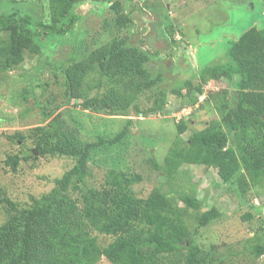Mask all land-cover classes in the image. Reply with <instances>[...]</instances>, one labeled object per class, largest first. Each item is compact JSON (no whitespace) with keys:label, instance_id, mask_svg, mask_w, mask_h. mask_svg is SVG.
Here are the masks:
<instances>
[{"label":"trees","instance_id":"obj_1","mask_svg":"<svg viewBox=\"0 0 264 264\" xmlns=\"http://www.w3.org/2000/svg\"><path fill=\"white\" fill-rule=\"evenodd\" d=\"M86 3L109 6V13H115V17H104L102 24L103 34L113 32V36L97 39L92 44L94 48L84 41L77 46L78 38L74 36L71 51L49 66L55 70L54 82L63 88L66 104L80 100L84 110L104 111L128 120L112 140L98 137L95 142L79 146L72 157L74 166L56 179L50 192L33 198L29 205L21 207L0 187V206L9 212L0 223V264H98L102 258L111 264H226L217 248L205 250L196 243L198 230L220 220L223 214L216 207L203 210L204 202L194 192V185L190 193L182 190L176 195L167 194L156 188L148 197L139 198L134 193V186L142 182L138 174L112 168L100 188L88 187L86 181L92 152L115 147L128 137L133 124L131 113H162L170 92L195 107L208 82L224 80L228 86L214 95L215 102L213 95L207 97L214 102L217 118L193 131L185 143L182 136L190 121L180 118L176 122L178 136L162 164L154 158L149 163L154 170L174 179L185 164L203 165L211 158L222 183L230 184L239 203L247 205V194L260 197L259 190L264 193V26L245 31L229 48L228 63L202 70L198 85L186 80L173 88L163 86V71L151 69L160 53H151L118 35V31L123 33L133 25V11L124 12L120 0H48L50 22H38L40 30H35L30 15L18 18L0 10V74L20 67L26 53L39 54L41 59L47 56L46 41H51L53 47L72 32L80 21L74 9ZM175 28L173 22L165 27L170 42L179 48L173 40L178 33ZM74 56L79 60L74 61ZM94 75L100 82L91 86L88 82ZM35 76H28L30 84L23 96L33 90L38 80ZM101 89L105 92L102 96H90L91 91ZM145 96L149 102L144 111L141 103ZM38 105L42 107L39 102ZM50 115L44 110L46 118ZM65 137L69 141L70 136L59 131L50 135L37 129L32 139L38 153L63 156L62 144L67 139H61ZM24 139L23 134L18 136V141ZM226 152L234 161L227 168L223 159ZM14 161L9 157L6 165L16 172L19 162ZM250 206L259 210V230L264 235V200L259 209L253 203ZM193 217L194 231L188 224ZM244 219H252V215ZM101 236L112 241L103 245ZM254 238L258 240V235ZM247 251L253 259L263 257L264 237Z\"/></svg>","mask_w":264,"mask_h":264},{"label":"rangeland","instance_id":"obj_2","mask_svg":"<svg viewBox=\"0 0 264 264\" xmlns=\"http://www.w3.org/2000/svg\"><path fill=\"white\" fill-rule=\"evenodd\" d=\"M120 4L124 12L133 11V25L123 33L118 31V35L121 38L128 37L131 44L151 53H160L154 58L155 66L151 69L163 71L166 75L163 86L173 88L186 80L198 85L202 70L219 63H228L229 48L245 31L264 26V0H120ZM48 5V0H4L3 4L0 3V10L1 13L14 14L18 18L30 15L33 27L37 30L38 22H50ZM109 12V6L93 3L76 6L74 13L80 21L72 32L58 40L53 47L51 41H46L47 56L41 59L39 54L26 53V59L20 67L11 73L0 74V187L21 207L54 188L56 179L74 166L73 154L84 143L95 142L98 137L112 140L126 126L127 118L114 117L104 111L84 110L80 100L66 104L63 88L54 82L55 70L49 67L71 51L74 36L78 38L77 46L84 41L92 48L99 38L111 39L113 32L103 34L102 31L104 17L116 16L114 12ZM170 22L175 24V32L178 28L173 40L178 42L179 48L170 42L165 29L170 26ZM73 59L79 60L75 56ZM33 73L38 79L32 87L33 92L23 96L22 93L30 84L28 76ZM99 82V76L94 75L88 84L93 86ZM227 86L224 80L208 82L195 107L188 106L187 100L170 92L162 113H131L129 119H133V124L128 137L115 147H103L92 152L90 176L86 184L88 187L100 188L107 172L119 168L142 177V182L134 186V193L139 198L148 197L156 188L167 194L172 192L176 195L182 190L190 193L189 188L194 185V192L204 202L203 210L216 207L223 214L220 220L198 230L196 243L205 250L212 246L217 248L220 258H226V264H264V256L256 260L247 251L250 245L264 237L263 231L259 230L258 220L262 218L259 210L250 206L251 203L257 207L262 204L263 189L259 190L261 196L258 198L247 194L248 202L245 205L239 203L237 193H232L234 189L229 183H222L211 158L203 165L185 164L174 179L154 170L149 163V159L154 158L159 165L162 164L178 136L176 122L180 118L185 117L190 121L187 133L182 136L183 143L193 131L201 129L208 120L217 118L214 95ZM104 93L103 89L93 90L90 96H102ZM212 95L214 102L207 99ZM145 98H142L141 103L144 111L149 102ZM44 110L51 115L46 118ZM37 129L50 135L56 130L61 135L70 136L69 141L68 137L61 139L63 142L67 139L65 145L61 143L65 154L54 156L52 153H38L32 139ZM21 134L25 136L23 142L18 141ZM9 157L19 162L16 172L6 165ZM223 159L226 168L228 163L234 162L228 152ZM236 165L235 162L230 166ZM249 214L252 219L245 220L244 217ZM8 216L7 208L0 206V223ZM188 222L194 231L195 218ZM255 234L258 240H255ZM100 241L106 245L112 238L101 236ZM98 264L111 263L102 258Z\"/></svg>","mask_w":264,"mask_h":264}]
</instances>
